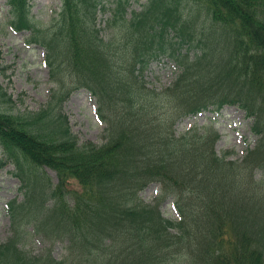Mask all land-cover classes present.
<instances>
[{"label": "trees", "instance_id": "1", "mask_svg": "<svg viewBox=\"0 0 264 264\" xmlns=\"http://www.w3.org/2000/svg\"><path fill=\"white\" fill-rule=\"evenodd\" d=\"M190 1L128 11L129 0H60L42 27L29 0H6L8 23L44 47L55 86L39 109L22 110L7 107L0 81V169L13 166L23 194L7 202L0 264H264V0ZM161 55L178 73L158 92L143 77ZM2 58L0 48V78ZM82 87L107 123L103 142H80L63 112ZM224 104L258 136L241 160L217 153L212 125L175 133L179 118ZM152 182L160 191L146 202L139 192ZM170 197L176 220L159 209ZM38 235L46 244L34 251Z\"/></svg>", "mask_w": 264, "mask_h": 264}, {"label": "rangeland", "instance_id": "2", "mask_svg": "<svg viewBox=\"0 0 264 264\" xmlns=\"http://www.w3.org/2000/svg\"><path fill=\"white\" fill-rule=\"evenodd\" d=\"M106 1L110 0H102V4ZM145 1L129 0L128 11L140 9ZM29 4L30 16L41 23L42 27L44 24L54 23L53 18L60 10V0H29ZM182 5L186 6L184 3ZM7 9L6 0H0V48L2 64L5 67L0 81L12 98V102L8 103L7 107L37 110L46 103L51 88L55 86L45 63V49L39 44L26 42L28 30L12 29L8 23ZM194 14L198 15L197 19L200 20L205 15L204 11L199 10L193 11ZM108 16L106 12L98 10L96 22L99 27L104 25ZM203 25L209 24L206 22ZM105 32L106 30H103V33ZM170 35L172 32H169L167 36ZM177 73L178 70L175 69L174 64L163 56L161 60H154L149 65L144 71L143 79L148 88L161 92L172 83ZM63 112L68 117L72 132L77 135L80 142L104 141L107 123L97 118L95 99L85 88H78L70 93L64 102ZM206 124H212L217 129L220 137L215 144V149L218 154L228 152V159L241 160L247 150L257 142V136L251 130V120L245 116L242 109L231 104H225L218 112L205 110L179 118L174 124L175 133L181 134L191 127ZM13 169L12 165H6L0 169V242L9 235L10 218L7 213V202L14 198L20 200L23 197L19 189L20 181L13 175ZM45 171L51 182L55 184L57 182L55 172L49 168H45ZM261 174V171L257 170L255 177ZM159 191V183L152 182L139 192V196L146 202H153ZM172 202L171 197L163 199L159 209L164 217L176 220L179 215ZM44 244L46 242L38 235L35 240L31 238L29 248L38 251ZM63 244L60 241L52 244L55 257L59 258L63 254Z\"/></svg>", "mask_w": 264, "mask_h": 264}]
</instances>
